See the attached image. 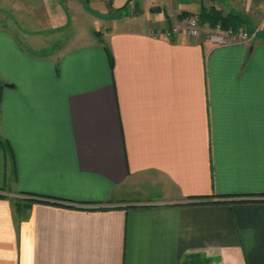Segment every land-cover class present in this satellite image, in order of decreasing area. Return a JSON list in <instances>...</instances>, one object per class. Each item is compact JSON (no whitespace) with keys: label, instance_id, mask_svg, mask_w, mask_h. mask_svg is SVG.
Here are the masks:
<instances>
[{"label":"crops","instance_id":"obj_1","mask_svg":"<svg viewBox=\"0 0 264 264\" xmlns=\"http://www.w3.org/2000/svg\"><path fill=\"white\" fill-rule=\"evenodd\" d=\"M15 1L56 4L55 40L0 29V264H264V25L213 46L158 34L210 0Z\"/></svg>","mask_w":264,"mask_h":264},{"label":"rangeland","instance_id":"obj_2","mask_svg":"<svg viewBox=\"0 0 264 264\" xmlns=\"http://www.w3.org/2000/svg\"><path fill=\"white\" fill-rule=\"evenodd\" d=\"M209 1V0H207ZM118 3V0H115ZM214 4H218L222 10H230L241 14L245 19L248 26V31L252 32L254 29H261L264 25V0H210ZM207 6L209 5L206 2ZM58 5V4H57ZM61 7L68 13L69 4L59 3ZM55 5H28L16 2L15 0H0V29L8 27L17 34L24 33L19 36L22 43L28 47L31 45H38V51L41 53H49L52 50V44L55 38H52L49 27L50 12H53ZM131 6L128 5L123 8L122 13L128 14ZM215 9V5L213 6ZM115 8H117L115 6ZM209 8V6L207 7ZM217 9V10H221ZM71 13V12H70ZM70 14L68 15V17ZM81 22V21H80ZM86 21L83 19L81 24ZM58 27L61 29L71 30L72 21L59 22ZM250 26V27H249ZM55 27V28H58ZM250 29V30H249ZM32 38V39H31ZM23 39V40H22ZM59 40V38H57ZM40 46V47H39Z\"/></svg>","mask_w":264,"mask_h":264},{"label":"built area","instance_id":"obj_3","mask_svg":"<svg viewBox=\"0 0 264 264\" xmlns=\"http://www.w3.org/2000/svg\"><path fill=\"white\" fill-rule=\"evenodd\" d=\"M180 30H184L192 38L204 40L213 46L235 42L238 37L247 43L258 31L255 29L250 33L245 26L224 28L220 22L211 25L208 22H201L197 15L191 14L173 24L165 25L163 29L158 30V34L165 38H172Z\"/></svg>","mask_w":264,"mask_h":264},{"label":"trees","instance_id":"obj_4","mask_svg":"<svg viewBox=\"0 0 264 264\" xmlns=\"http://www.w3.org/2000/svg\"><path fill=\"white\" fill-rule=\"evenodd\" d=\"M198 18L201 22H208L211 25H215L217 22H220L221 26H223L224 28L226 27L238 28L240 26L246 27L245 25L246 19L237 12H231L228 15H223L219 10L215 8H211V9L202 8L200 13L198 14ZM29 197L31 198L27 199L26 204H28L29 201L31 200L38 199L33 196H29Z\"/></svg>","mask_w":264,"mask_h":264}]
</instances>
